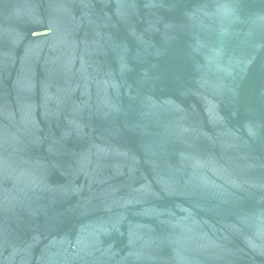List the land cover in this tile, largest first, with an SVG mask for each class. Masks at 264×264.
<instances>
[{"label": "water", "instance_id": "1", "mask_svg": "<svg viewBox=\"0 0 264 264\" xmlns=\"http://www.w3.org/2000/svg\"><path fill=\"white\" fill-rule=\"evenodd\" d=\"M0 264H264V0H0Z\"/></svg>", "mask_w": 264, "mask_h": 264}]
</instances>
